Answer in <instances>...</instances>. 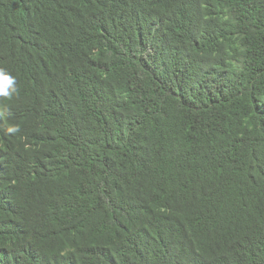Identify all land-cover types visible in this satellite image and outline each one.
Instances as JSON below:
<instances>
[{"label": "trees", "instance_id": "16d2710c", "mask_svg": "<svg viewBox=\"0 0 264 264\" xmlns=\"http://www.w3.org/2000/svg\"><path fill=\"white\" fill-rule=\"evenodd\" d=\"M0 264H264V0H0Z\"/></svg>", "mask_w": 264, "mask_h": 264}, {"label": "clouds", "instance_id": "9594fccd", "mask_svg": "<svg viewBox=\"0 0 264 264\" xmlns=\"http://www.w3.org/2000/svg\"><path fill=\"white\" fill-rule=\"evenodd\" d=\"M13 85L14 79L0 70V95H10L9 88H11L12 91L15 90L14 87H12Z\"/></svg>", "mask_w": 264, "mask_h": 264}]
</instances>
